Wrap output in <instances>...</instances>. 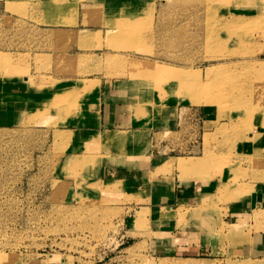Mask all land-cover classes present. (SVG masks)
Listing matches in <instances>:
<instances>
[{
  "label": "rangeland",
  "instance_id": "1",
  "mask_svg": "<svg viewBox=\"0 0 264 264\" xmlns=\"http://www.w3.org/2000/svg\"><path fill=\"white\" fill-rule=\"evenodd\" d=\"M0 57V108L1 95L11 83L22 90L24 78L42 89L100 75L147 82L156 107L175 101L206 110L203 135L197 127L183 135L189 148L173 147L179 135H156L158 156L202 163L159 171L228 178L198 203L160 213L188 241L209 235L213 250L156 251L154 238L169 235L153 233L149 210L123 207L112 187L84 189L83 166L66 162L71 135L36 125L48 107L21 113L16 123L0 121V264H264L250 251L264 208L223 220L227 205L264 185V0H0ZM65 93H55L56 107ZM94 146L82 155L87 167L88 153L100 152Z\"/></svg>",
  "mask_w": 264,
  "mask_h": 264
},
{
  "label": "crops",
  "instance_id": "2",
  "mask_svg": "<svg viewBox=\"0 0 264 264\" xmlns=\"http://www.w3.org/2000/svg\"><path fill=\"white\" fill-rule=\"evenodd\" d=\"M24 79L22 90L13 87L17 86L16 83H11L10 89L1 95V99L7 100L5 106L0 108L1 122L16 123L21 113L22 119H25L29 114H38L48 107V113L37 119L36 125L44 127L48 122L71 135L66 162L74 161L83 166L80 172L84 189L90 192L95 187L99 191L112 187L122 197L120 205L123 207L149 210L153 217V233L169 235L160 240L154 238L151 243L154 250L166 253L171 250L187 251L192 247H197L195 251L213 250L209 235L200 232L196 235L198 240L188 241L190 237L187 232L174 226L176 219L170 216L167 220L160 213H172L180 207L185 209L198 203L205 195L215 193L220 183L224 184L228 178L203 181L192 174L179 179L180 171L175 168L174 171L162 173L159 168L167 158L155 152L160 148L156 147V135L161 132L182 137L174 142V148H189L190 144L183 135L188 133L187 128L192 127L201 128L198 132L203 135L204 124L212 118L206 110L175 101L166 107H156L148 83L135 77H66L54 86L42 89L32 87ZM145 84L147 89L139 87ZM81 90L83 93L75 106V93ZM57 92L70 94L58 107L54 105ZM260 120L258 126L261 125ZM263 132L261 130L260 133ZM168 143L165 141L163 145ZM89 144H95V149L100 152L98 155L88 153L92 162L87 167L82 155ZM123 198L128 200L123 201ZM232 203L226 206L223 220H237L263 209L264 185H259L257 193L250 195L242 204ZM194 222L198 224V221ZM250 238L253 239L251 253L259 260L264 259V230L250 234Z\"/></svg>",
  "mask_w": 264,
  "mask_h": 264
},
{
  "label": "bare ground",
  "instance_id": "3",
  "mask_svg": "<svg viewBox=\"0 0 264 264\" xmlns=\"http://www.w3.org/2000/svg\"><path fill=\"white\" fill-rule=\"evenodd\" d=\"M224 4H226V3H224ZM120 24H122V25L125 24V21L124 20H120ZM125 25L130 26V29L133 30V31L138 29L137 28V24H128L126 22ZM0 60H1V57H0ZM132 65L134 67H136V68L139 66V64L137 62L136 63L134 62ZM171 74L173 76H175V78H177V79L187 78V76H188V74L186 72H182V71H178V70L177 71L176 70L175 71L172 70ZM65 95L66 96H64L63 100H67L70 94L69 93H65ZM199 160L200 159H193V158L183 159V158H181V159H178V160H174V161H176L174 163L173 160L171 159V160L166 161L161 167H162V170H167V169L173 168L175 166L178 169H181V171L188 172L193 167L198 166V165H200L202 163L201 160H200V162H199Z\"/></svg>",
  "mask_w": 264,
  "mask_h": 264
}]
</instances>
